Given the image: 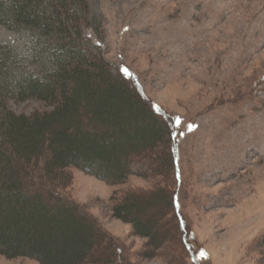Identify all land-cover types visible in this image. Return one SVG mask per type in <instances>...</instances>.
<instances>
[{"label": "rangeland", "instance_id": "rangeland-1", "mask_svg": "<svg viewBox=\"0 0 264 264\" xmlns=\"http://www.w3.org/2000/svg\"><path fill=\"white\" fill-rule=\"evenodd\" d=\"M86 2L90 25L83 37L89 46L112 74L136 82L171 119L182 178L180 213L198 264H264V245L257 243L264 236V0ZM35 38V31L0 25V43L25 58L9 72L10 86L24 73L53 69L43 43L32 48ZM6 105L17 115L45 109L12 95ZM152 184L129 177L110 187L72 170L66 194L114 239L121 264H188L181 232L175 236L170 229L172 217L173 224H165L166 246L147 261L139 256L146 241L111 216L114 193L118 200ZM0 264L38 263L0 258Z\"/></svg>", "mask_w": 264, "mask_h": 264}, {"label": "trees", "instance_id": "trees-1", "mask_svg": "<svg viewBox=\"0 0 264 264\" xmlns=\"http://www.w3.org/2000/svg\"><path fill=\"white\" fill-rule=\"evenodd\" d=\"M89 23L86 0H0V25L35 31L32 48L43 43L53 65L38 75L24 73L10 86L9 72L25 58L0 43V258L121 264L114 239L66 194L77 170L110 187L129 177L153 179L151 189L126 191L118 200L114 193L112 218L146 241L139 256L147 261L164 249L165 224L175 219L173 235L181 232L188 264H198L180 213L182 178L171 119L136 82L111 73L83 37ZM9 95L45 109L14 114L6 105ZM257 243L264 245V236Z\"/></svg>", "mask_w": 264, "mask_h": 264}, {"label": "snow or ice", "instance_id": "snow-or-ice-1", "mask_svg": "<svg viewBox=\"0 0 264 264\" xmlns=\"http://www.w3.org/2000/svg\"><path fill=\"white\" fill-rule=\"evenodd\" d=\"M124 71L126 72L127 70H126V69H124Z\"/></svg>", "mask_w": 264, "mask_h": 264}]
</instances>
